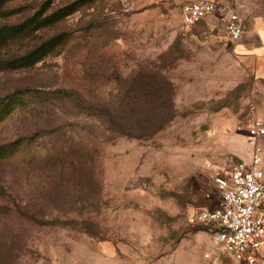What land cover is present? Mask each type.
Returning <instances> with one entry per match:
<instances>
[{"label":"rangeland","instance_id":"1","mask_svg":"<svg viewBox=\"0 0 264 264\" xmlns=\"http://www.w3.org/2000/svg\"><path fill=\"white\" fill-rule=\"evenodd\" d=\"M44 1L9 0L6 8L15 12L0 15V30L21 23ZM69 1L52 0L51 8ZM182 3L100 0L57 28L0 50V59H8L63 28L71 33L59 55L0 71V98L20 88L39 90L22 95L0 123V144L27 141L19 156L0 162V207L10 210L0 209V236L23 246L0 251L10 254L4 264L111 263L101 251H115L121 264H151L166 245V254L193 253L179 263L203 257L205 264H234L221 250L211 253L195 202L214 190L209 184L217 171L232 160L250 162L254 148L264 170V136L256 143L247 137L255 119L264 125V81L233 57L227 39H216L217 48L214 33L182 29ZM146 62L163 65L174 88L173 118L161 131L120 137L80 110L81 103H108L116 77L129 81ZM76 160L79 170L71 168ZM15 207L56 225L37 226Z\"/></svg>","mask_w":264,"mask_h":264},{"label":"trees","instance_id":"2","mask_svg":"<svg viewBox=\"0 0 264 264\" xmlns=\"http://www.w3.org/2000/svg\"><path fill=\"white\" fill-rule=\"evenodd\" d=\"M100 0H72L62 6L51 8L52 0L44 1L41 6L31 15L27 16L21 23L4 26L0 30V50L7 47L17 38L32 35L38 30L59 26L65 18L78 12L83 7L95 5ZM9 0H0V15H9L14 9H7ZM33 45L21 54H12L8 59H0V71H16L34 67L46 58L59 55L64 45L70 38V31H64ZM164 66H156L151 62L139 66L129 81H123L116 77L117 87L111 92L108 103H93L89 106L79 105L80 110L86 109L97 119L105 124L108 131L117 136L142 139L150 138L161 131L173 118L172 98L174 88L172 83L162 74ZM39 92L37 89L20 88L5 98H0V123L3 122L14 111L18 104H22V95ZM85 108V109H84ZM25 137L14 141L0 144V162H11L22 151ZM79 161H72L71 168L79 170ZM61 166V164H60ZM4 207H0V209ZM7 210V208H4ZM14 209H18L15 207ZM8 213L10 210H7ZM18 216L32 221L37 226H55L56 221H42L35 216L25 215L19 209ZM8 240L0 236V251H22L23 246H13ZM16 249H13V248ZM10 258V254L0 253V264H4L1 258ZM7 258V259H8Z\"/></svg>","mask_w":264,"mask_h":264},{"label":"built area","instance_id":"3","mask_svg":"<svg viewBox=\"0 0 264 264\" xmlns=\"http://www.w3.org/2000/svg\"><path fill=\"white\" fill-rule=\"evenodd\" d=\"M219 10L220 0L183 2L180 6L182 29H191ZM224 22L226 39L237 41L243 32L241 18L228 9ZM263 136L264 125L255 119L247 128L248 141L256 143ZM211 180L217 205L199 209L196 216L211 236V253L221 250L239 264H264V172L259 151L253 149L250 162L232 160Z\"/></svg>","mask_w":264,"mask_h":264},{"label":"crops","instance_id":"4","mask_svg":"<svg viewBox=\"0 0 264 264\" xmlns=\"http://www.w3.org/2000/svg\"><path fill=\"white\" fill-rule=\"evenodd\" d=\"M187 1L193 0H183V2ZM228 9L234 10L243 22V32L240 38L234 42H229L228 40L226 41L224 35V20L226 18V11ZM194 27H197V34L199 36H203L205 33H214L211 42L214 44V46L216 45L217 48H219V40L216 39L223 38V40L226 41L225 46L233 55V57L246 69L250 70L256 79L264 81V0H220L219 12L208 15L192 28ZM192 28L186 30V32H190ZM209 186L214 188L212 183L211 185L209 184ZM207 195L208 197L205 198L202 196L197 198L195 205L200 207V209L216 207L217 194L215 188ZM202 249L204 248L200 245L195 253L202 252ZM101 252L107 257L106 261L111 262L108 264H121L119 260L114 259L116 257L115 251ZM165 254L166 251H161L157 256L156 261L151 264H184L182 261L179 263L184 254L189 255L193 253H186L185 251L184 253L181 251H173L170 254ZM179 255L180 257H178ZM233 262L234 264H239L235 261ZM196 264H205L203 257L200 263Z\"/></svg>","mask_w":264,"mask_h":264},{"label":"water","instance_id":"5","mask_svg":"<svg viewBox=\"0 0 264 264\" xmlns=\"http://www.w3.org/2000/svg\"><path fill=\"white\" fill-rule=\"evenodd\" d=\"M170 247L168 245L164 246L163 249L161 250L162 252H165L166 250H169Z\"/></svg>","mask_w":264,"mask_h":264}]
</instances>
